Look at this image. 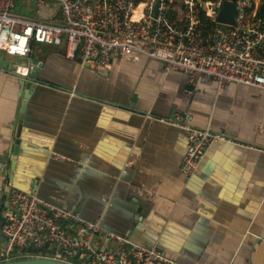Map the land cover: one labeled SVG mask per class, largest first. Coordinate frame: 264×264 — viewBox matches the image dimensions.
I'll use <instances>...</instances> for the list:
<instances>
[{
    "label": "crops",
    "instance_id": "0c3cea01",
    "mask_svg": "<svg viewBox=\"0 0 264 264\" xmlns=\"http://www.w3.org/2000/svg\"><path fill=\"white\" fill-rule=\"evenodd\" d=\"M1 55L12 68L42 66L26 102L23 75L0 67V188L35 192L176 264H264L263 89L214 83L190 94L185 73H166L161 60L117 55L102 69L68 58L66 41L35 42L24 59ZM175 112L230 139L213 144L191 177Z\"/></svg>",
    "mask_w": 264,
    "mask_h": 264
},
{
    "label": "built area",
    "instance_id": "2783aa9c",
    "mask_svg": "<svg viewBox=\"0 0 264 264\" xmlns=\"http://www.w3.org/2000/svg\"><path fill=\"white\" fill-rule=\"evenodd\" d=\"M49 1L56 4L46 11ZM225 1L0 0V53L24 59L31 54L32 43L59 45L66 41L68 58L80 57L102 69L109 68L117 55L130 60L138 55L161 60L166 73L174 69L185 73L190 94L214 83L264 90L261 0H228L235 4L232 24L220 20ZM19 3L32 4L42 17L49 14L46 21L27 17ZM13 70L27 76L32 65L19 63ZM192 120L188 112H176L170 120L188 131L181 165L187 177L194 174L213 144L230 140L222 132L194 125ZM77 222L81 224L78 229ZM0 230L7 242L5 253L0 248V262L37 256L71 264H176L155 245L106 231L98 220L86 221L74 211L42 200L35 192L15 187L0 188ZM97 237L110 246H101Z\"/></svg>",
    "mask_w": 264,
    "mask_h": 264
},
{
    "label": "water",
    "instance_id": "95a60500",
    "mask_svg": "<svg viewBox=\"0 0 264 264\" xmlns=\"http://www.w3.org/2000/svg\"><path fill=\"white\" fill-rule=\"evenodd\" d=\"M220 20L224 23L232 24L235 20V4L233 1H225L223 10L220 15ZM42 66L41 63L38 65H34L32 67V70L30 71V74L27 76H21L20 79V85L22 87V93H21V99H23L25 102L31 97V88L35 86L36 82L39 81V70ZM0 67L12 71L13 64L11 61L7 60L3 55L0 56ZM176 113V112H175ZM174 113V114H175ZM24 115H21V120L23 121ZM174 115L172 116V118ZM21 139L18 138L15 141V145L11 148L10 153L13 154V160H12V166L16 165L18 161V155H19V145H20ZM3 160V159H2ZM7 205V203H6ZM6 211H3V218L2 222L5 220ZM1 234L2 231H1ZM0 241L2 243L1 249L3 252H6L7 242L6 238L2 236L0 238ZM29 251H32V249H28ZM34 252H51L50 249H33ZM14 253H17V249L13 250ZM0 264H71L66 263L63 261L54 260L52 258L47 257H24L9 261L0 262Z\"/></svg>",
    "mask_w": 264,
    "mask_h": 264
},
{
    "label": "rangeland",
    "instance_id": "374dc122",
    "mask_svg": "<svg viewBox=\"0 0 264 264\" xmlns=\"http://www.w3.org/2000/svg\"><path fill=\"white\" fill-rule=\"evenodd\" d=\"M27 4V3H26ZM49 4H52L53 7L55 6L56 2L54 1H49ZM22 4L19 3V8L22 9ZM23 12L27 15V17H30V18H35V19H39V20H43V21H46L45 19H43L42 16H40V14H37V12L34 10V7L32 4H28V6H25L24 9H23ZM45 44H40L38 43L37 44V48H42V47H45L44 46ZM1 248V247H0ZM21 254H24L23 252H21ZM167 254V253H166ZM169 256V255H167Z\"/></svg>",
    "mask_w": 264,
    "mask_h": 264
},
{
    "label": "trees",
    "instance_id": "16d2710c",
    "mask_svg": "<svg viewBox=\"0 0 264 264\" xmlns=\"http://www.w3.org/2000/svg\"><path fill=\"white\" fill-rule=\"evenodd\" d=\"M258 14H259V16L264 18V0H261L260 7L258 10ZM33 46H34V43H32V48H33Z\"/></svg>",
    "mask_w": 264,
    "mask_h": 264
}]
</instances>
